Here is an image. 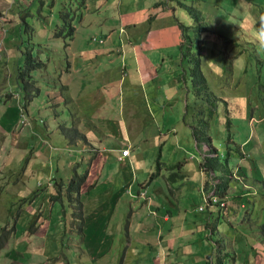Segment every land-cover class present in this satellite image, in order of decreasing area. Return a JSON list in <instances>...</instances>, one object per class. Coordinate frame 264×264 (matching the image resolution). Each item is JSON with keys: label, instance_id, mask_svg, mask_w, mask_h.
<instances>
[{"label": "crops", "instance_id": "0c3cea01", "mask_svg": "<svg viewBox=\"0 0 264 264\" xmlns=\"http://www.w3.org/2000/svg\"><path fill=\"white\" fill-rule=\"evenodd\" d=\"M24 1H16L19 11L25 8L27 2ZM109 1L113 0H102L100 6ZM261 1L264 3V0ZM90 2L91 0H76L75 5L70 6L69 1H62L58 7L54 0H51V8L57 6V13L52 14L45 24L35 22L40 28L38 32H33L32 27L29 28L24 23L25 18L19 20L9 17L5 8L0 5V61L3 65L7 62L13 63L15 88V95L0 90V141H4L6 135L3 134H8L10 128L16 137L8 154V158L13 156L11 164L7 166L6 171L0 173L7 174L12 164L14 166L20 163L31 145L30 137L34 132L25 126H16L17 111L20 107L24 108L30 120L43 124L44 130L40 129L35 136L42 133L45 138L40 141L41 146L38 144L40 151L34 150L33 145V149L28 152L22 172L26 171L28 178L37 174L50 189H56L55 196L49 193V202L52 197L65 194L69 201L74 202L79 215L82 205L89 201L96 202L80 221L78 231H81L82 226L85 237L92 235L95 230L105 238L121 234L118 217L112 227L107 229L108 233L103 230L101 223L95 220L99 209H105L106 226L107 222H111L109 216L113 213V205L118 202L121 193L143 201L141 205L133 202L129 205L124 225L127 241L121 256L113 257L114 263L207 264L208 258H204L202 251V240L210 236H206L201 230L202 217L192 218L188 212L189 204L181 208L179 203L189 202L191 197L192 206L195 199V209L199 211L202 209L201 192L214 191L223 204L205 206L210 215L208 219L206 216V228H210L208 221H217L221 214L235 216L233 212L242 210V198L245 196L240 194L239 189L238 194L233 193L235 198L231 194H225L226 185L219 187L220 179L217 176L213 178L210 170L207 171L209 176L206 180H212L213 184L202 181L199 166V181L196 185L176 184L177 180H169L172 179L171 175L170 178L164 177L167 186H161L150 175L152 168L157 165V176L161 173V168L166 170L173 167L160 161L158 156H161V146L158 148V156L154 155V152H157L156 143H160L162 137L160 127L164 121V101L162 96L156 94L157 87L162 84V75L157 69L163 67L166 73L164 80H169L172 75L174 83L180 84L186 96H190L191 86L186 89L185 77L192 72V68L184 69L183 63L189 62L188 65L192 67V56L189 57L188 53L190 54L189 50L195 46L191 41L195 38L190 37L187 30L196 28V18L190 15L183 17L184 21H188V26L179 22L174 16L175 6L171 5L172 1L161 3L155 0H119L122 6L119 5L111 31L102 33L96 32L97 26L90 21L82 22V14H79L76 23L74 17H69L70 13L80 9L88 12ZM4 3L2 2L3 5ZM258 5L255 3L256 7ZM187 7H190L191 11L194 10L193 5ZM107 11L105 7L104 12ZM180 15L179 13L178 18ZM113 28L117 30V38L112 37ZM151 32H154L155 36H151ZM91 36L95 37L94 41L90 39ZM98 39L101 41L98 42ZM198 39L204 41L200 37ZM26 57L42 64L38 71L31 73V77H26L34 82L27 90L29 94L34 95H28L27 98L24 97L23 87L32 81L22 82L17 76L18 67ZM191 85L194 91L195 81ZM178 96H175L176 101ZM12 99L15 100L16 116L11 123L10 119L3 116V109L7 105L5 102ZM32 104L35 113L26 110ZM156 108L161 110L154 118L152 116ZM172 123L173 119L169 115L166 126ZM148 129L150 134L147 136ZM54 142H60L62 146L54 145ZM146 147L151 149L148 154L142 151V148ZM123 148H127L128 152L121 156L120 149ZM123 159L128 169L129 166L133 168V173L131 175L129 170L131 176L128 184L118 189V182L112 175L121 172L118 163ZM185 164L184 159L179 162V171L182 172V166ZM84 173L77 197L74 198L75 193L65 188L66 183L73 174L80 176ZM137 174L139 177H134ZM180 176L182 178L183 174ZM21 178L14 181V184H19ZM59 182L62 184H58ZM169 189L172 192L167 191ZM186 189L188 191H185ZM108 191L110 194L106 197ZM139 192L141 196H138ZM99 196H103V199L98 200ZM94 206L102 208L93 209ZM186 218L189 219V224L181 227L184 226ZM104 237H100V243ZM214 243L218 249L219 245ZM98 246L92 242L91 251H95ZM150 260L153 261L149 263Z\"/></svg>", "mask_w": 264, "mask_h": 264}, {"label": "rangeland", "instance_id": "374dc122", "mask_svg": "<svg viewBox=\"0 0 264 264\" xmlns=\"http://www.w3.org/2000/svg\"><path fill=\"white\" fill-rule=\"evenodd\" d=\"M16 1L0 0V5L5 8L9 17L19 20L25 18L24 23L29 28L32 27L33 32L40 31L39 25L35 22L45 24L49 21L51 15L57 13V6L59 7L62 1H69L70 6L75 5L76 2V0H54L57 6L51 8V0H25L24 2H27L25 8L19 11ZM101 1L91 0L88 12L80 9L70 13L69 17H74L76 23L79 14H82L84 17L82 22L90 21L96 25L98 28L96 32L111 31L119 5L122 4L119 0H113L101 7ZM155 1L161 3L172 1L171 5L175 6L174 16L185 25L188 21L182 18L189 15L186 7L193 5L194 12L198 13V21L195 22L196 28L187 32L198 42L191 40L195 44L193 49L189 50L191 55L188 53L189 57L192 56V67L188 65L189 62L183 63L184 69L192 68L189 74L191 76L185 77L186 89L191 86L190 96H186L180 84L174 83L172 75L169 80H164L166 73L163 67L157 69L162 75V84L157 87L156 94L162 96L164 101L162 105L164 121L160 127L162 137L160 143H156L157 152L156 154L154 152V155L158 156V148L161 146V156H158L160 161L173 167L166 170L164 167L161 168L158 176L155 174L157 170L153 167L150 175L161 186L163 184L167 186L165 178L170 175L172 179L169 180H177L176 184L196 185L199 181L198 166L201 169L202 181L213 184L212 180H206L209 175L200 164L204 168L211 165L214 174L211 173L215 176L220 171L225 172L224 176L227 177L225 194H231L235 198L233 193H237L239 189L240 194L243 193L245 196L242 198L244 208L233 212L235 216L221 214L217 221L213 219L208 221L210 228H206V216L208 219L210 215L202 200L200 202L203 210L195 209L197 205L195 199V204L192 206L191 197L189 202H180L179 206L182 208L189 204L190 216L195 219L202 217L201 230L206 236H210L202 240V251L204 258H208L207 264H264V117H262L264 116V3L261 0ZM2 2H5L4 5ZM255 3L259 4L258 8ZM105 7L107 13L104 12ZM179 13L181 17L178 18ZM112 31V37L117 38L116 28ZM151 36H155L154 32H151ZM199 37L204 41L198 39ZM13 72L12 62L3 65L0 61V90L15 95ZM8 74L11 75L6 78ZM194 81L196 86L192 91L191 83ZM175 96H178V101ZM193 100L197 102L193 103ZM14 102V99L5 102L7 105L3 109V116H6L5 119H10L11 123L16 116ZM172 102L174 104H171ZM60 104H63L62 101ZM26 110L31 113L36 112L33 104ZM159 110L161 109L156 108L152 117L156 118ZM169 115L173 123L167 127ZM27 118L28 124L25 127L34 132L30 137L31 145L20 163L14 166L12 164L7 174L0 173V264H119L118 261L114 263L113 257L121 256L127 241L124 225L129 205L132 202L141 205L143 201L121 193L118 202L113 205V213L111 212L109 216L111 222H107V226L105 209H99L95 218L108 233L118 217L121 234L105 238L95 230L92 235L85 237L82 226L81 231H78L80 221L96 202L89 201L82 205L79 215L74 202L69 201L65 194L52 197L49 202L48 196L54 195L56 189H50L39 175L33 174L28 178L26 171L22 172L28 152L33 149V145L34 150L40 151V141L45 138L42 133L35 136L43 128V124L30 120L28 115ZM203 126L205 128L200 139L204 141L196 140L190 131L198 132ZM171 127L174 129L170 130ZM10 130L8 134H3L6 135L4 141H0V172L8 169L7 166L11 164L10 160L13 158V156L8 158V154L16 137ZM149 134L150 129L147 130V136ZM54 145L62 146L60 142H54ZM142 151L148 154L151 149L146 147L142 148ZM183 159L186 164L182 166L181 172L178 166ZM124 161L123 159L118 163L121 172L112 175L118 182L116 184L118 189L126 187L133 173V168L129 166L128 169ZM212 163L216 164L215 168ZM246 173H248L247 177H245ZM181 174H183L182 178ZM134 177L138 178L139 174ZM18 178H21L20 183L14 184ZM218 186L222 185L218 184ZM167 191L172 192L170 189ZM109 194L110 191L107 192L106 197ZM213 195L217 196L215 193L209 196ZM138 196H141V192ZM97 199L102 200L103 196ZM94 208H102V206H94ZM31 209L33 212L30 213ZM183 215L186 216L184 213ZM187 218L184 226L181 227L189 224ZM100 237L105 238L102 243ZM92 242L99 245L93 252L90 248ZM214 242L219 245L218 249L215 248ZM132 259L135 260L134 257ZM152 261L150 260L149 263Z\"/></svg>", "mask_w": 264, "mask_h": 264}, {"label": "trees", "instance_id": "16d2710c", "mask_svg": "<svg viewBox=\"0 0 264 264\" xmlns=\"http://www.w3.org/2000/svg\"><path fill=\"white\" fill-rule=\"evenodd\" d=\"M187 9V11H188V14L191 16V17H193L194 19L196 18V22L198 21V19H197V16H198V13H196V12H194V10L193 11H191V9H190V7L188 8H186ZM194 12V13H193ZM259 15V14H258ZM258 17V16H257ZM40 67H42V64L41 63H39L38 61H34V60H30L29 59V57H26L25 58V60H23V62H22V65L20 66V67H18L19 68V71H18V77L22 80V82L24 81H27V80H31V79H26V77H28V76H26L25 74H26V72L27 71H29V77H31V73L32 72H34V71H38V69L40 68ZM196 71V70H195ZM32 81V80H31ZM34 82L32 81V82H27L25 85H24V87H23V89L25 90V94H24V97L25 98H27V96L28 95H34V94H29V92L27 91L28 89H30L31 88V85L33 84ZM33 92V91H32ZM257 115H258V113H257ZM204 126H203V129L202 130H199L198 132H196V130H192V134H193V136L195 137V139L197 140H201L200 139V137L202 136V134H203V132H204ZM65 135L66 136H68V134L67 133H65ZM197 136H198V138H197ZM70 139V138H69ZM71 140V139H70ZM211 148V147H210ZM214 152H215V150H214ZM213 158H210V160H212ZM216 164L215 163H212V166L214 167ZM201 167L204 169V170H206V171H211L213 174H214V172H213V168L211 167V165H207L205 168L203 167V165H201ZM157 167H155V169H156ZM215 168V167H214ZM216 168H217V166H216ZM211 175V176H215V175ZM225 175V172H223V171H220L219 173H218V175H217V178L218 179H220V184L224 187L225 185H226V183H227V177H225L224 176ZM84 176H85V173L84 174H82V175H80V176H76V175H72L71 177H70V179H69V181H67V186L65 187V188H67V190L68 191H73L74 193H75V195L76 196H74V198L75 197H77V193H78V188H79V184L83 181V179H84ZM171 176V175H170ZM168 178H170V177H168ZM206 182V181H205ZM58 184H62V183H58ZM1 242V241H0Z\"/></svg>", "mask_w": 264, "mask_h": 264}, {"label": "built area", "instance_id": "2783aa9c", "mask_svg": "<svg viewBox=\"0 0 264 264\" xmlns=\"http://www.w3.org/2000/svg\"><path fill=\"white\" fill-rule=\"evenodd\" d=\"M92 41L95 40V37L94 36H91L90 38ZM101 40L98 39V42H100ZM19 124L21 125H24L25 122L24 120L21 118L19 120ZM204 148H206V145L204 144ZM210 149V148H209ZM128 152V149L127 148H123V149H120V155L124 156L126 155ZM210 194L208 193H205V192H201V197H202V202L204 205H211V204H214V203H218L219 205H222V201H219V198L215 197L214 195L213 196H209ZM199 209L201 208L200 206L198 207Z\"/></svg>", "mask_w": 264, "mask_h": 264}, {"label": "clouds", "instance_id": "9594fccd", "mask_svg": "<svg viewBox=\"0 0 264 264\" xmlns=\"http://www.w3.org/2000/svg\"><path fill=\"white\" fill-rule=\"evenodd\" d=\"M101 40V39H100ZM17 118H18V121H17V124H16V126H19V128H21L22 126H25V125H27L28 124V121H27V119H26V114H25V111L20 107L19 109H18V111H17ZM23 119L24 120V122H25V124L24 125H21V124H19V120L20 119ZM15 126V127H16ZM215 153V155H217V153H216V151L214 152ZM211 175H212V173H211ZM213 178H215L214 176H212ZM208 194H213V193H208ZM201 200H202V197H201ZM214 204H216V203H214ZM212 205V204H211Z\"/></svg>", "mask_w": 264, "mask_h": 264}, {"label": "water", "instance_id": "95a60500", "mask_svg": "<svg viewBox=\"0 0 264 264\" xmlns=\"http://www.w3.org/2000/svg\"><path fill=\"white\" fill-rule=\"evenodd\" d=\"M28 74H29V71H27L25 75H26V76H29Z\"/></svg>", "mask_w": 264, "mask_h": 264}]
</instances>
